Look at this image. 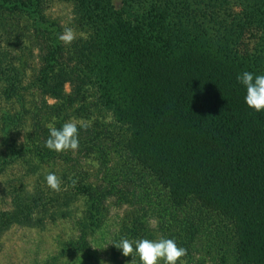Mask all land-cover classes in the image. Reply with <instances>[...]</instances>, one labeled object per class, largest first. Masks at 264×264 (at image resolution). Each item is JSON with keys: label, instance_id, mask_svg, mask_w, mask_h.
<instances>
[{"label": "trees", "instance_id": "trees-1", "mask_svg": "<svg viewBox=\"0 0 264 264\" xmlns=\"http://www.w3.org/2000/svg\"><path fill=\"white\" fill-rule=\"evenodd\" d=\"M73 1L74 20L78 31L87 35V44L81 37L71 46L58 40L62 30L44 13L45 0H0V18L14 16L22 21L39 61L24 86L25 71L0 47V94L18 111L1 114V132L8 136L10 126L29 119L32 112L35 123L34 130L29 128L31 136L25 133L22 143L12 140L8 146L9 154H31L33 164L4 178L7 203L0 198V235L9 228L42 230L73 220L74 235L59 243L57 256L73 258L89 252L91 238L112 206L109 201L117 198L116 208L126 204L123 196L129 194V179H138V172L145 171L149 183L161 187L174 215L162 222L155 215L153 227L136 215L130 216L127 226L120 219L105 245L110 264L131 262L113 246L122 238L174 239L187 249L182 258L186 264H264V111L246 106V89L237 80L244 71L253 73L250 62L264 63V55L257 62L241 61L246 55L231 61L225 55L213 58L207 49L202 53L186 47L174 53L183 42L176 36L181 23L199 28L188 3L183 1V6L177 0H135L144 8L136 7V15L120 22L125 37L104 47L97 41L107 31L102 28L93 35L88 28L98 22L112 27L99 9L103 1L109 10V2ZM129 2L134 0L124 4ZM194 2L189 0V5ZM179 5L182 12L173 13ZM207 6L216 7V1ZM92 8L103 14L101 20L87 13ZM259 9L248 10L245 20L264 27V19L253 18ZM190 37L186 32L185 39ZM47 99L54 103L48 104ZM76 113L84 114L76 153L82 164L71 158V152L62 155L45 147L47 126L60 128ZM115 153L120 158L118 168H109ZM6 158L0 157V177L7 170ZM93 164L94 177L88 170ZM49 173L62 180L61 192L48 187ZM70 178L77 181L75 186ZM153 196L158 198L152 195L149 202ZM188 203L195 204L204 217L214 216L215 222L199 227L197 215H189ZM210 235L214 240L208 239ZM201 252L204 258L199 259ZM135 260L139 264L138 256ZM57 261L54 256L50 264Z\"/></svg>", "mask_w": 264, "mask_h": 264}, {"label": "rangeland", "instance_id": "rangeland-1", "mask_svg": "<svg viewBox=\"0 0 264 264\" xmlns=\"http://www.w3.org/2000/svg\"><path fill=\"white\" fill-rule=\"evenodd\" d=\"M44 13L48 17H52L63 32L64 28L71 27L76 33L77 37H81L82 42L85 41L87 44L89 39L85 33L79 32L75 22V15L72 5H74L73 0H45ZM109 2V10L103 7L104 3L101 2V6H99L100 12L105 13L107 15V19L109 23H112V27L108 29L106 25H102V22H98L97 26L88 28V32L96 35L97 31L100 29L107 31V36H100L98 43H101L102 46L108 47L117 41L119 36L126 35V31L121 21H126L129 16L136 15V7L139 10L144 8V4H140L134 0L133 3L129 2L124 4V2H128V0H105ZM183 6L186 1L188 4L187 7L190 6V10L194 15V21L199 25L198 29L193 30L192 25H187L186 23H181L182 27H180L176 32V36L183 41L182 44L173 49L174 53H179L182 49L190 48L192 51L202 52L204 53L207 50L211 51L210 54L213 58H217L219 55H225L227 58H240L238 56H245V58L241 59V61H250L257 60L260 61V57L264 55V27L260 26L257 21L247 22L245 19L249 18L248 10L253 9L257 12L264 10V0H215L216 7H209L207 4L214 2V0H194L195 2L189 5V0H177ZM191 2V1H190ZM123 4V5H122ZM180 4V5H181ZM176 7L173 13H181L182 6ZM263 5V6H262ZM132 6V7H131ZM131 7V8H130ZM184 7V8H187ZM258 7V8H254ZM95 9L92 8L87 13L90 12L96 15V18L102 19L101 14H96ZM132 9V10H131ZM256 13L253 18L264 19V12ZM245 13L244 17H239L241 14ZM84 13H82L83 15ZM92 16V15H91ZM92 16V17H93ZM238 16V17H237ZM254 16V15H253ZM259 16V17H258ZM83 17V16H80ZM244 19V20H243ZM184 21L183 18H181ZM117 21V22H116ZM191 20H187V23H190ZM24 25L22 21H18V19L12 17L3 16L0 18V47L10 55H13L12 60L19 65L20 71H25L24 74L25 80L22 82V85L28 86L26 84V80L33 74L34 71H37L39 68L38 61V53L35 49V46H32V41L30 40L27 33H25ZM259 28V30H257ZM86 30V29H85ZM186 32H190L191 37L189 39H185ZM109 33V35H108ZM184 35V38H183ZM102 39H107L106 41H102ZM119 41V39H118ZM123 42V41H122ZM85 44V45H86ZM255 62H250V69L253 74L256 75H264V63L257 64L255 66L252 65ZM88 67L91 64L87 65ZM115 70V69H114ZM64 93L68 92L67 85L63 88ZM48 104H53L54 101L47 99ZM37 108L40 114H43V110L41 107V102L36 103ZM74 105V104H73ZM72 107V106H71ZM5 111H8L10 114L17 111V106L12 103H8L4 101L0 94V117L1 114ZM66 113H71L70 111ZM47 112L44 113V115ZM84 114H71L68 118V121L78 122V126L82 123V117ZM33 112L30 114L29 119H25L21 121L19 125H11L8 130V136L4 137L1 132V124H0V157L5 155L7 158L5 159L7 170L1 174L0 177V198L4 203L7 201L4 199L5 197V185L4 178H8V173H12L15 170H26L28 169L32 163V155L26 154L23 155H15L9 154L8 146H11L12 140L17 141V145L23 142V135L28 133L31 136V129L34 127L35 123L33 122ZM66 121V122H68ZM108 123V122H105ZM31 130H30V129ZM13 146V145H12ZM117 147V146H115ZM112 150V149H111ZM28 151V150H27ZM71 152L72 159H78L77 162L82 164V158L80 155ZM62 155H66V153H61ZM119 155L117 153L111 154L110 156V167L118 168ZM28 161H25L27 160ZM86 167V166H84ZM96 169V164H93L89 170L90 175H94ZM96 172L98 180L102 178V172ZM116 175L123 176V173L118 170L114 171ZM138 179L131 177L129 182L127 183V190L129 194L125 193L123 196L126 198L127 203L120 206L121 208H116L115 204L117 202V198L114 200H110L109 203L112 205L105 211L107 215L103 218L102 226L96 231L94 236L91 238V247L89 252H85L81 255H76L73 258L69 255L65 257H58V252L60 250L59 243L66 239L67 237H73L74 235V223L73 220H64L60 221L52 227H46L42 230H33L28 228H9L7 231L3 232L0 235V264H50V259L54 256L56 260H59V264H100L101 261H104V264H110L105 258V245L109 241V238L112 237L114 232L117 230V225L119 220L123 219V223L125 226L129 223L130 216H140L141 220L148 221L149 225L153 227V217H156L157 222H162L163 220L169 219L170 215L173 216L175 210L167 207L165 203V199L162 196L161 187L154 182L150 184L149 181L145 178V171L138 172ZM112 174V173H111ZM17 176V173H15ZM94 177V176H93ZM122 179V178H121ZM145 179L148 181V184L145 183ZM95 181V180H94ZM142 183V184H141ZM145 183V184H144ZM106 185V182L105 184ZM159 191V192H157ZM1 192L3 193V198L1 197ZM152 195H157V197L153 196L154 199L149 202L152 198ZM186 206L188 210H190L189 215L196 214L197 215V225L200 227L202 223H213L215 222V217L207 214L204 215L199 213V209L195 204H190ZM165 209L166 212H162ZM162 213V214H160ZM209 240H214L212 235L209 236ZM197 240L194 242L196 243ZM196 252H193V256ZM201 256L204 258L203 253H197V257L201 259ZM195 258V260L197 259Z\"/></svg>", "mask_w": 264, "mask_h": 264}, {"label": "clouds", "instance_id": "clouds-1", "mask_svg": "<svg viewBox=\"0 0 264 264\" xmlns=\"http://www.w3.org/2000/svg\"><path fill=\"white\" fill-rule=\"evenodd\" d=\"M77 39L76 31L71 27L64 28L63 32L58 35V40L65 46L71 44ZM239 83L246 89L244 97L245 104L248 108L259 113L264 111V75H256L244 71L237 76ZM49 137L45 142V147L56 153H75L79 150V132L80 125L78 122L68 121L62 127L57 128L49 124ZM73 186L76 184L75 179H71ZM48 187L56 193L62 191V180L54 173L46 176ZM116 249L121 250L124 257H131L130 264H136L135 257H139V264H186L182 259L187 255V249L177 245L174 239L160 238L158 240L139 239L132 241L128 238H122L118 243L113 245ZM100 264H104L101 261Z\"/></svg>", "mask_w": 264, "mask_h": 264}]
</instances>
